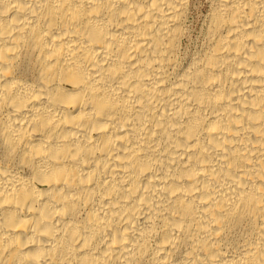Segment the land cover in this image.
Listing matches in <instances>:
<instances>
[{
	"label": "bare ground",
	"instance_id": "1",
	"mask_svg": "<svg viewBox=\"0 0 264 264\" xmlns=\"http://www.w3.org/2000/svg\"><path fill=\"white\" fill-rule=\"evenodd\" d=\"M209 7L0 0V264H264V0Z\"/></svg>",
	"mask_w": 264,
	"mask_h": 264
},
{
	"label": "rangeland",
	"instance_id": "2",
	"mask_svg": "<svg viewBox=\"0 0 264 264\" xmlns=\"http://www.w3.org/2000/svg\"><path fill=\"white\" fill-rule=\"evenodd\" d=\"M210 1L212 2V0H194V2H193V0H190V8H189V14H188L189 16H188V20H187V27L189 29L188 31L190 34V40L191 41L189 40V42H187V43L189 44V47L191 50L197 48L199 43H200V40L202 37V32L204 29V20H205L206 15L209 12V9H210L209 6L211 5Z\"/></svg>",
	"mask_w": 264,
	"mask_h": 264
}]
</instances>
